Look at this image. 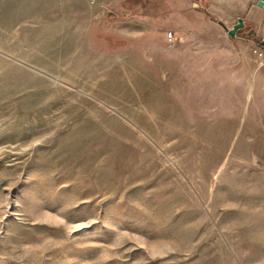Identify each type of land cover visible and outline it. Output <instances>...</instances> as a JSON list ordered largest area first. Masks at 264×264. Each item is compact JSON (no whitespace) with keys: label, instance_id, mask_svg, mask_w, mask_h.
<instances>
[{"label":"rangeland","instance_id":"374dc122","mask_svg":"<svg viewBox=\"0 0 264 264\" xmlns=\"http://www.w3.org/2000/svg\"><path fill=\"white\" fill-rule=\"evenodd\" d=\"M0 264H264V0H0Z\"/></svg>","mask_w":264,"mask_h":264},{"label":"water","instance_id":"95a60500","mask_svg":"<svg viewBox=\"0 0 264 264\" xmlns=\"http://www.w3.org/2000/svg\"><path fill=\"white\" fill-rule=\"evenodd\" d=\"M263 5V0H256V6L261 7ZM243 27V21L241 18H237V24L233 26L232 30L227 31L228 35L232 37L237 29Z\"/></svg>","mask_w":264,"mask_h":264},{"label":"trees","instance_id":"16d2710c","mask_svg":"<svg viewBox=\"0 0 264 264\" xmlns=\"http://www.w3.org/2000/svg\"><path fill=\"white\" fill-rule=\"evenodd\" d=\"M125 1H128V3L130 4V5H134V3H135V0H125ZM130 1V2H129Z\"/></svg>","mask_w":264,"mask_h":264},{"label":"flooded vegetation","instance_id":"af4514ba","mask_svg":"<svg viewBox=\"0 0 264 264\" xmlns=\"http://www.w3.org/2000/svg\"><path fill=\"white\" fill-rule=\"evenodd\" d=\"M242 21H243V19H242ZM237 24V22L235 23V25ZM243 25H244V22H243ZM251 33V31L250 30H248L247 31V34L249 35Z\"/></svg>","mask_w":264,"mask_h":264},{"label":"built area","instance_id":"2783aa9c","mask_svg":"<svg viewBox=\"0 0 264 264\" xmlns=\"http://www.w3.org/2000/svg\"><path fill=\"white\" fill-rule=\"evenodd\" d=\"M168 37H169V38L171 37V33H168Z\"/></svg>","mask_w":264,"mask_h":264}]
</instances>
